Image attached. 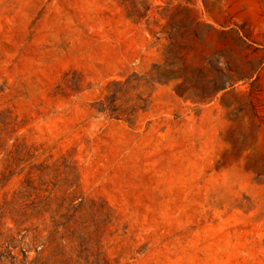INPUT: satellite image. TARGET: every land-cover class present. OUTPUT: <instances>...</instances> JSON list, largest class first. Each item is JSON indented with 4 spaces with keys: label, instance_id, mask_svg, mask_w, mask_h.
<instances>
[{
    "label": "rangeland",
    "instance_id": "rangeland-1",
    "mask_svg": "<svg viewBox=\"0 0 264 264\" xmlns=\"http://www.w3.org/2000/svg\"><path fill=\"white\" fill-rule=\"evenodd\" d=\"M0 264H264V0H0Z\"/></svg>",
    "mask_w": 264,
    "mask_h": 264
}]
</instances>
